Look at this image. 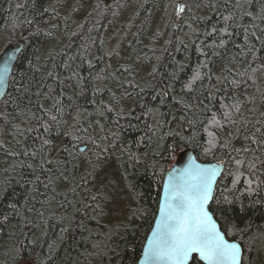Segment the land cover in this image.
<instances>
[{
	"label": "trees",
	"instance_id": "1",
	"mask_svg": "<svg viewBox=\"0 0 264 264\" xmlns=\"http://www.w3.org/2000/svg\"><path fill=\"white\" fill-rule=\"evenodd\" d=\"M73 1L0 0V53L26 42L0 105V264H138L186 149L225 164L210 209L264 264V0H91L78 25Z\"/></svg>",
	"mask_w": 264,
	"mask_h": 264
},
{
	"label": "water",
	"instance_id": "2",
	"mask_svg": "<svg viewBox=\"0 0 264 264\" xmlns=\"http://www.w3.org/2000/svg\"><path fill=\"white\" fill-rule=\"evenodd\" d=\"M184 6L179 0L178 13ZM25 46L18 40L0 53V105ZM224 171L223 162H201L192 149L177 155L138 264H191L195 257L203 264H243L242 245L227 238L210 209Z\"/></svg>",
	"mask_w": 264,
	"mask_h": 264
},
{
	"label": "rangeland",
	"instance_id": "3",
	"mask_svg": "<svg viewBox=\"0 0 264 264\" xmlns=\"http://www.w3.org/2000/svg\"><path fill=\"white\" fill-rule=\"evenodd\" d=\"M109 1V3H112V4H114V0L113 1H111V0H108ZM74 3V1L73 0H63V4H66L67 6H69V7H72V4ZM80 7H79V9H78V12L76 13V16H75V21H74V25H78L79 23H80V20L81 19H83L87 14H88V12L90 11V9H91V0H81L80 1ZM122 3H123V0H122ZM178 4H179V2H178ZM114 6V5H113ZM185 7V6H184ZM119 10H121V8L119 7ZM183 10H184V8H183ZM183 10L181 11V12H179V13H182L183 12ZM68 11H65V13H67ZM64 13V12H63ZM64 13V14H65ZM68 15V14H67ZM119 18L120 19H118L119 20V22H120V24H118L119 25V28L120 27H122V24H123V20H124V18H122V16L121 15H119ZM72 25V24H71ZM120 36H122V34L120 35ZM10 37H7L6 39H5V42L3 43V45H5L6 44V42L8 41V39H9ZM119 40V39H118ZM50 46H48L47 48H49ZM126 208H127V205L123 202V200L122 199H120V198H118V199H115V203H114V205H113V208H112V210H111V212H110V217L112 218H117L120 214H122L125 210H126Z\"/></svg>",
	"mask_w": 264,
	"mask_h": 264
}]
</instances>
